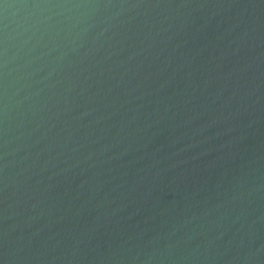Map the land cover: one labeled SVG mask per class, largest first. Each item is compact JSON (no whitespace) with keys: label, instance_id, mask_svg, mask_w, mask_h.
<instances>
[{"label":"water","instance_id":"obj_1","mask_svg":"<svg viewBox=\"0 0 264 264\" xmlns=\"http://www.w3.org/2000/svg\"><path fill=\"white\" fill-rule=\"evenodd\" d=\"M0 261L264 264V0H2Z\"/></svg>","mask_w":264,"mask_h":264},{"label":"snow or ice","instance_id":"obj_2","mask_svg":"<svg viewBox=\"0 0 264 264\" xmlns=\"http://www.w3.org/2000/svg\"><path fill=\"white\" fill-rule=\"evenodd\" d=\"M0 2H2V0H0ZM0 264H3V262H2V261H0Z\"/></svg>","mask_w":264,"mask_h":264}]
</instances>
